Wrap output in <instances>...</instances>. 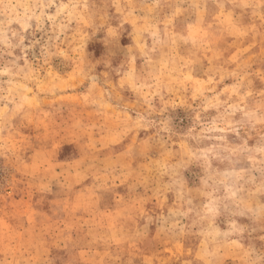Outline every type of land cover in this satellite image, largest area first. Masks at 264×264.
I'll return each mask as SVG.
<instances>
[{
	"label": "rangeland",
	"instance_id": "374dc122",
	"mask_svg": "<svg viewBox=\"0 0 264 264\" xmlns=\"http://www.w3.org/2000/svg\"><path fill=\"white\" fill-rule=\"evenodd\" d=\"M0 264H264V0H0Z\"/></svg>",
	"mask_w": 264,
	"mask_h": 264
}]
</instances>
